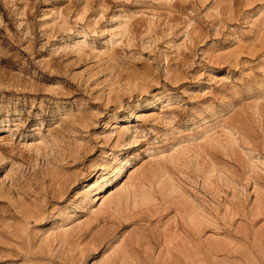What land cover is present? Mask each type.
Returning <instances> with one entry per match:
<instances>
[{
  "label": "rangeland",
  "instance_id": "rangeland-1",
  "mask_svg": "<svg viewBox=\"0 0 264 264\" xmlns=\"http://www.w3.org/2000/svg\"><path fill=\"white\" fill-rule=\"evenodd\" d=\"M0 264H264V0H0Z\"/></svg>",
  "mask_w": 264,
  "mask_h": 264
}]
</instances>
